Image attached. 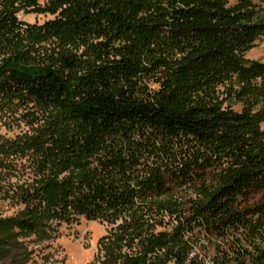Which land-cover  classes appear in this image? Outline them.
Wrapping results in <instances>:
<instances>
[{
	"label": "trees",
	"instance_id": "obj_1",
	"mask_svg": "<svg viewBox=\"0 0 264 264\" xmlns=\"http://www.w3.org/2000/svg\"><path fill=\"white\" fill-rule=\"evenodd\" d=\"M39 1L0 0V97L26 93L68 119L70 133L58 143L73 159L78 186L59 178L65 168L56 170L46 139L31 137L40 167L52 174L36 188L42 197L35 199L37 208L27 204L18 225L37 232L46 205L62 220L75 214L109 222L122 218L113 245L98 254L99 264H166L172 259L184 264L192 251L184 231L194 227L230 238L225 257L242 259L241 254L252 252L231 234L244 233L264 264V130L258 113L201 94L217 82L264 81V62L245 60L264 32V5L161 0V18L148 22L128 20L97 0H46L45 6ZM39 9L58 15L40 26L20 20V13ZM82 24L96 26L102 35L108 26L136 35L141 52L127 44L95 57L71 88L67 69L75 60L28 70L22 68L28 63L26 52L5 38L52 28L75 30ZM179 47L182 52L174 58L171 49ZM172 182L190 185L195 194L180 205L167 201ZM151 205L174 218L178 224L172 231L156 230L151 221L156 213L145 211ZM12 222L0 219V251L7 244L17 247L11 241L14 233L5 232Z\"/></svg>",
	"mask_w": 264,
	"mask_h": 264
},
{
	"label": "rangeland",
	"instance_id": "obj_2",
	"mask_svg": "<svg viewBox=\"0 0 264 264\" xmlns=\"http://www.w3.org/2000/svg\"><path fill=\"white\" fill-rule=\"evenodd\" d=\"M223 1L228 5L237 2V0ZM255 1L264 5V0ZM39 2L41 6L46 4V0ZM94 2H98L100 6L128 20L152 22L161 18L163 13L161 0H113L111 3L97 0ZM57 15L58 12L55 14L39 9L20 13L19 18L29 25L40 26L55 19ZM103 31L107 32L106 35H102L101 30L96 26L82 24L75 30L52 28L39 31L35 36L29 32L30 35L25 34V36L10 33L6 34L5 38L9 43L12 41L17 43L26 52L28 63L22 68L28 70L40 71L48 65L59 67L67 58L75 60V64L67 69L72 76L73 82L70 87L73 88V84L75 85L77 80L83 77L87 66L95 57L114 54L118 47L127 44L133 45L136 48V54H140L141 46L137 43L140 37L129 34L127 36L116 26H108ZM173 48L171 52L175 58L177 53L182 52V48ZM169 50L168 48L166 52ZM245 60L264 62V32L258 36L254 47L246 51ZM240 81L217 82L201 94L207 96L206 98L231 104L236 110L253 107L254 112L258 113L260 127L264 130V81L259 78ZM149 84L154 88L158 87L156 82L150 81ZM18 96L0 97V150L2 145L5 147V151L0 153V219L13 221L11 227L5 232L14 233L11 241L17 244V247L4 245L7 250L0 251V264H99L98 254L100 252L102 254L105 249L113 245L114 233L118 225L122 223V218L116 222H109L99 218L91 219L85 214H75L68 220H62L50 212V208L46 205L43 207L44 221L37 232H28L18 225L19 219L25 215L24 210L27 204L35 203L32 206L37 208L36 200L42 197L36 195V188L52 174L50 170L40 167L39 152L29 145L31 137L40 135L44 140L46 139L48 149L57 159L56 170H60L59 166L65 168L63 172H58L59 178L73 182L75 188L78 186L76 183L78 174L71 167L73 159L59 147L60 143L65 141L66 133H70L71 128L66 122L68 119L63 118L58 108L42 104L26 93ZM138 140L143 141L142 138ZM10 146L21 148L22 151L15 153L12 149L8 150ZM65 160L70 162L67 161L66 165ZM170 188L171 191L166 200L174 204L180 205L195 194L194 188L188 184L172 182ZM28 194H34L31 199L36 200L31 202V199H26ZM148 210L156 213L157 218L153 217L154 220L151 221H156L157 231L166 229L172 231L173 226L178 224L173 217L160 214L152 205L145 209V211ZM184 232L185 238L192 247L184 264H227V262L228 264L251 262L259 264L257 256L260 252L254 248L252 242H249L250 236L244 233L231 235L240 238L246 250L252 254H241L239 258L242 259H234L237 257L233 254L225 257L228 253L230 238L222 239L217 234L210 235L200 227L188 228ZM1 235L3 239H8L7 233ZM166 264L183 263L172 259Z\"/></svg>",
	"mask_w": 264,
	"mask_h": 264
}]
</instances>
